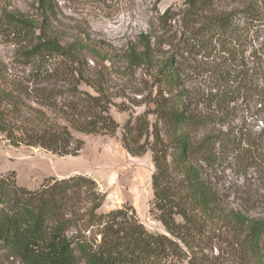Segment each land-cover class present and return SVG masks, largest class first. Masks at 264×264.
<instances>
[{"label": "trees", "instance_id": "obj_1", "mask_svg": "<svg viewBox=\"0 0 264 264\" xmlns=\"http://www.w3.org/2000/svg\"><path fill=\"white\" fill-rule=\"evenodd\" d=\"M55 6L0 7V42L12 51L0 56V134L75 155L74 133H115L110 107L128 111L115 99L143 105L120 140L130 155L150 153V212L164 232L148 231L130 206L98 212L106 195L90 176L30 190L9 171L0 173V264H264V216L247 200L231 204L216 181L231 161L264 169V126L255 135L228 126L239 105L264 108V43L254 44L264 0L167 7L121 67L88 36L65 37ZM93 226L99 239L85 233Z\"/></svg>", "mask_w": 264, "mask_h": 264}, {"label": "rangeland", "instance_id": "obj_2", "mask_svg": "<svg viewBox=\"0 0 264 264\" xmlns=\"http://www.w3.org/2000/svg\"><path fill=\"white\" fill-rule=\"evenodd\" d=\"M56 6L55 27L71 39L88 36L101 47L109 60L107 65L121 67L125 48L137 40L140 33H153L156 18L167 7L178 8L182 0H54ZM34 0H0V7L10 5L21 11H31ZM254 44L264 43V27L254 35ZM251 49V46H250ZM11 47L0 42V56L11 59ZM138 97V96H137ZM128 111L110 107V114L118 127L112 135L74 133L83 141L75 155H57L39 147L23 144L12 145L0 134V173L13 171L16 183L30 190L37 189L48 177L87 175L93 178L98 190L105 193V200L98 212L130 206L144 227L150 232H164L161 223L150 212L152 189L150 177L153 171L150 153L130 155L121 144L122 127L129 117L140 114L144 106H134L128 98L115 99ZM263 106L241 104L232 116L229 127L255 133L264 126L261 117ZM218 187L233 205L243 200L249 202L252 215L264 216V169L260 166L239 168L231 161L217 172ZM83 211V209L81 210ZM93 226L85 233L96 235Z\"/></svg>", "mask_w": 264, "mask_h": 264}]
</instances>
